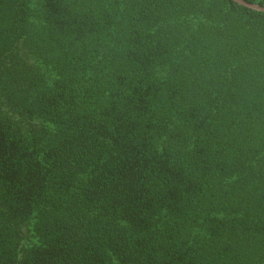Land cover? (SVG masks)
I'll return each mask as SVG.
<instances>
[{"label":"trees","instance_id":"1","mask_svg":"<svg viewBox=\"0 0 264 264\" xmlns=\"http://www.w3.org/2000/svg\"><path fill=\"white\" fill-rule=\"evenodd\" d=\"M0 264H264V12L0 0Z\"/></svg>","mask_w":264,"mask_h":264},{"label":"water","instance_id":"2","mask_svg":"<svg viewBox=\"0 0 264 264\" xmlns=\"http://www.w3.org/2000/svg\"><path fill=\"white\" fill-rule=\"evenodd\" d=\"M232 1L236 2L239 5L245 6L247 8L264 12V5H260L258 3L247 2L246 0H232Z\"/></svg>","mask_w":264,"mask_h":264}]
</instances>
